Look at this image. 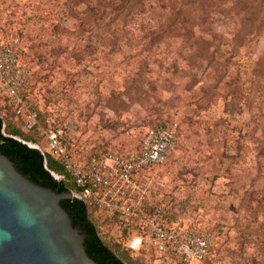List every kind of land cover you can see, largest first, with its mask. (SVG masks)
I'll return each mask as SVG.
<instances>
[{"label": "rangeland", "instance_id": "obj_1", "mask_svg": "<svg viewBox=\"0 0 264 264\" xmlns=\"http://www.w3.org/2000/svg\"><path fill=\"white\" fill-rule=\"evenodd\" d=\"M98 1L0 0V35L19 41L38 123L22 130L4 99L0 118L40 147L49 123L66 126L87 153L133 150L176 122V149L141 173L142 202L162 204L171 227L212 234L200 264H264V27L215 17L180 31L191 17L166 19V0L112 19L111 0ZM92 220L124 264H154L126 250L114 217Z\"/></svg>", "mask_w": 264, "mask_h": 264}, {"label": "built area", "instance_id": "obj_2", "mask_svg": "<svg viewBox=\"0 0 264 264\" xmlns=\"http://www.w3.org/2000/svg\"><path fill=\"white\" fill-rule=\"evenodd\" d=\"M31 73L18 39L0 35V99L25 131L38 123L31 97ZM66 126L49 123L43 145L29 144L48 155L73 184L71 198L81 201L89 213L114 217L128 238L126 250L150 252L154 264H200L209 253L212 234L195 227L168 225L162 204H144L140 176L144 170L163 164L179 142L176 122L158 124L147 130L135 149H105L87 153L76 141L66 140ZM57 181L64 177L51 173Z\"/></svg>", "mask_w": 264, "mask_h": 264}, {"label": "water", "instance_id": "obj_3", "mask_svg": "<svg viewBox=\"0 0 264 264\" xmlns=\"http://www.w3.org/2000/svg\"><path fill=\"white\" fill-rule=\"evenodd\" d=\"M27 146L31 147L29 144ZM34 150L0 136V264H121L96 239L84 205Z\"/></svg>", "mask_w": 264, "mask_h": 264}, {"label": "trees", "instance_id": "obj_4", "mask_svg": "<svg viewBox=\"0 0 264 264\" xmlns=\"http://www.w3.org/2000/svg\"><path fill=\"white\" fill-rule=\"evenodd\" d=\"M149 2L152 4H154V2L161 3V0H111L109 2L110 4L107 5L109 6L108 16L111 17L112 14H120L123 9H126V12H129L127 10L135 9L134 7L142 8ZM95 3H97V7H101L98 0H95ZM160 5L161 6L158 7L159 9H164L166 19L176 16L183 17V19L188 16L191 17V20L187 21L188 26L179 27L178 30L180 31L186 29L192 31L194 25L198 27L199 30L202 27H204L205 30H210L213 27L212 24L214 23L215 17L226 20L227 22L231 21L233 18L240 19L241 21H256V28L264 27V0H166V4ZM93 12L94 15H96L99 13V10H93ZM148 26L149 25L144 26L141 29H148ZM157 27L159 28V26ZM160 31L161 30H159V32ZM33 131L34 129L25 132ZM0 136L2 138L11 139L29 150L36 151L41 159L42 170L48 174L55 183L58 181L52 177L51 173L63 176L64 180L60 181L63 187L68 192L73 190L71 179L65 176L61 167L58 166L53 159L48 155L41 153L39 150L27 146V143L38 145L36 141L30 136L20 132L17 128H13L8 123H5L2 118H0ZM71 199L63 201V205L68 209L73 208ZM93 215H95V213H89L85 209V219L91 224L94 235L99 244L117 258L121 264H124V262L117 255L109 251L101 241L92 220Z\"/></svg>", "mask_w": 264, "mask_h": 264}]
</instances>
